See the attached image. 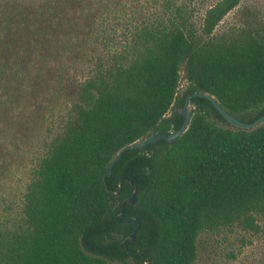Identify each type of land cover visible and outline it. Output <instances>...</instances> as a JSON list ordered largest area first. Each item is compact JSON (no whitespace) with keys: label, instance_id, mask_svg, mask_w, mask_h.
Instances as JSON below:
<instances>
[{"label":"trees","instance_id":"1","mask_svg":"<svg viewBox=\"0 0 264 264\" xmlns=\"http://www.w3.org/2000/svg\"><path fill=\"white\" fill-rule=\"evenodd\" d=\"M238 2L0 0V264H195L206 234L264 264V122L191 97L107 176L187 93L264 112V20L216 29Z\"/></svg>","mask_w":264,"mask_h":264},{"label":"water","instance_id":"2","mask_svg":"<svg viewBox=\"0 0 264 264\" xmlns=\"http://www.w3.org/2000/svg\"><path fill=\"white\" fill-rule=\"evenodd\" d=\"M194 96L203 97V98L208 99L210 101V103L212 104V106L219 113V115L231 126L239 127V128H253V127L264 122V112L262 114H260L259 116H257L256 118H254L252 121L246 122V121L239 120L238 118H236L233 115H231L230 113H228L225 109H223L219 105L217 100L212 95H210L206 92H190V93H187L183 99V104L178 109V113L183 117V120H182L179 128L176 130L168 131V132H153V133H151L145 137L137 139L131 143L126 144L122 148H120L116 152L114 158L110 161L109 165L107 166V176H110L111 166L113 165L114 161L121 155V153L124 149H134V148L141 149L145 145H147L148 143H154L160 138L164 139L165 141H169V140L176 138L179 135H181L182 132L186 129V127L188 125L190 115L192 112V108H193L191 103H190V98L194 97ZM120 181H121V179L118 181V187L120 186ZM128 184L131 185L132 184L131 181H128ZM109 191H111L113 193H117L118 190L116 189L113 191L112 190H109ZM135 193H136V189L133 188L130 195L121 202L119 214H122V207H123L125 202H127L129 204V206H132L134 204ZM130 220H131V218L126 219V221H130ZM137 228H138V223L131 230V232L128 234L127 238H124L122 241H125L126 239H129L130 241H132L134 239L135 232H136ZM146 263H147V261L143 262L142 264H146Z\"/></svg>","mask_w":264,"mask_h":264},{"label":"rangeland","instance_id":"3","mask_svg":"<svg viewBox=\"0 0 264 264\" xmlns=\"http://www.w3.org/2000/svg\"><path fill=\"white\" fill-rule=\"evenodd\" d=\"M206 1L213 2L215 0ZM262 20H264V0H239L238 4L228 11L220 20L216 29L220 30L231 24H242L245 22L262 23ZM183 86L184 82L181 81L179 90ZM223 245L220 235H202L198 240L196 248L197 259L195 264H217L221 256ZM257 248H261L260 250L264 251L263 244L261 242H255L252 249L256 251L258 250L255 255L256 257L259 256V249ZM112 264L119 263L113 262Z\"/></svg>","mask_w":264,"mask_h":264}]
</instances>
